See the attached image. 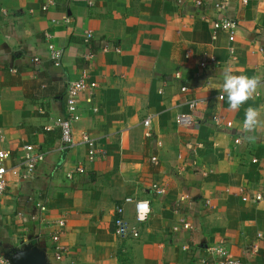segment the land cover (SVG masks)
Wrapping results in <instances>:
<instances>
[{"label":"crops","instance_id":"0c3cea01","mask_svg":"<svg viewBox=\"0 0 264 264\" xmlns=\"http://www.w3.org/2000/svg\"><path fill=\"white\" fill-rule=\"evenodd\" d=\"M201 1L0 0V151L9 154L6 169L21 174L24 147L44 155L27 179L5 176L2 256L36 248L44 264H199L222 244L242 264H264V128L254 141L240 131L247 107L264 108V89L238 112L225 95L217 98L226 67L264 78V0H228L224 12L212 9L219 0ZM220 17L237 21L234 42L221 33L212 39L211 22ZM49 44L63 51L59 67ZM188 52L194 57L185 59ZM203 52L217 67L198 68ZM83 69L98 84V112L80 100L76 145L64 149L54 121ZM192 99L199 126L178 128L175 119ZM213 114L223 118L220 126L210 122ZM82 134L94 142L92 161ZM153 184L164 194L156 196ZM127 198L149 203L146 222L136 223ZM116 206L138 237L115 235ZM57 221L65 222L61 261L51 241Z\"/></svg>","mask_w":264,"mask_h":264},{"label":"built area","instance_id":"2783aa9c","mask_svg":"<svg viewBox=\"0 0 264 264\" xmlns=\"http://www.w3.org/2000/svg\"><path fill=\"white\" fill-rule=\"evenodd\" d=\"M197 7L202 6L201 0H193ZM228 0H219L215 2L212 6V9L217 12H224L227 6ZM46 7H43L45 10ZM5 15V12H2ZM67 22V20H66ZM212 28V39L215 40L219 33L224 34L229 43L234 42L237 30L238 23L234 19H230L227 17L216 18L211 22ZM92 38V34L88 32L85 36L86 41ZM48 54L49 60L53 64L54 67H59L61 64V60L63 57V51L61 49L55 48L53 45H48ZM102 51L105 53L108 51L105 46ZM116 53H119V49H115ZM229 54L232 55V50H229ZM200 60L198 62V68L201 70L209 69L217 67L218 63L214 55L208 52H203L200 54ZM92 56H89L90 59ZM194 57V54L188 52L185 54V59H190ZM35 63H38V59H34ZM90 74L87 69H83L77 80L72 81L68 84L65 95V108H64V116L57 118L54 121V126L60 132V140L62 143V147L64 149H72L76 145V141L74 139L73 125L76 124L81 117V112L83 108L96 114L98 112V107L96 104V91L98 89V84L95 81L89 80ZM84 98V107L80 105V100ZM219 101H223L224 94H220L217 96ZM197 100L192 99L187 103V112L180 114L176 117L175 123L178 128L184 130H194L199 126V120L197 118ZM222 117L213 114L210 117V122L215 126H220L222 122ZM151 117H147L142 125L145 129V137H151ZM224 126L226 128H231V122H225ZM49 128H46L48 130ZM240 139L236 138L234 140L235 145L240 144ZM80 144H83L87 148L88 159L90 161L93 160L95 155V147L93 140L88 137L86 134H82L80 137ZM159 144V143H158ZM23 157H22V166L24 167V173H20L17 168H11L9 170L5 167V162L9 159V154L4 151H0V205L6 193V189L8 187L5 176L7 173H11L13 176H17L21 179H27L31 173L34 171L36 165L44 160V155L35 150L33 146H26L23 149ZM150 163L153 165H158V160L156 157H152L150 159ZM75 172L82 174L84 172L83 168L77 167ZM72 174L68 173L67 178L71 179ZM152 191L156 196H161L164 194L162 188H160L157 184H153L151 186ZM255 202H260L263 200V196L261 194H255L253 197ZM147 201H137L130 198L124 200L126 204H132L134 207L135 221L137 224H141L147 221L150 215V208L148 203L147 209H142L140 207L141 203ZM205 205H209V202L206 200ZM45 211V207H40L39 212ZM116 218L113 221V226L115 227V235L118 237H126L132 236L134 238L138 237V230L136 228L130 227L123 219V206L115 207ZM54 227L56 228L54 234L51 236V241L53 244V257L56 261H61L64 253L66 252L60 245L59 240L61 235L64 233L65 222L57 221L54 223ZM183 230L190 229V225L188 223H184L182 225ZM174 232L178 231L177 228L173 229ZM260 238V236H258ZM209 259H201L199 264H242V262L234 257L222 244L217 246H212L207 250ZM0 264H10L8 260H6L0 254Z\"/></svg>","mask_w":264,"mask_h":264},{"label":"clouds","instance_id":"9594fccd","mask_svg":"<svg viewBox=\"0 0 264 264\" xmlns=\"http://www.w3.org/2000/svg\"><path fill=\"white\" fill-rule=\"evenodd\" d=\"M222 82L217 86L226 96L230 111L238 112L242 105L254 99L264 89V78L259 75L248 76L235 74L231 69L224 68ZM264 128V108L249 106L244 111V119L240 128L248 141L256 139L257 130ZM142 209L148 208V203H141Z\"/></svg>","mask_w":264,"mask_h":264},{"label":"water","instance_id":"95a60500","mask_svg":"<svg viewBox=\"0 0 264 264\" xmlns=\"http://www.w3.org/2000/svg\"><path fill=\"white\" fill-rule=\"evenodd\" d=\"M10 264H44L45 256L34 248L30 252L10 254L3 256Z\"/></svg>","mask_w":264,"mask_h":264}]
</instances>
